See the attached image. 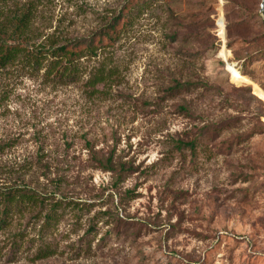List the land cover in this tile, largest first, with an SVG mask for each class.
I'll use <instances>...</instances> for the list:
<instances>
[{
    "label": "rangeland",
    "instance_id": "374dc122",
    "mask_svg": "<svg viewBox=\"0 0 264 264\" xmlns=\"http://www.w3.org/2000/svg\"><path fill=\"white\" fill-rule=\"evenodd\" d=\"M125 2L0 0V24L33 5L28 44L48 48L92 36ZM211 2L132 9L78 80L0 65V200H40L0 228V264H264V0H229V37L225 0ZM100 64L117 74L93 90ZM177 80L190 89L171 91Z\"/></svg>",
    "mask_w": 264,
    "mask_h": 264
},
{
    "label": "trees",
    "instance_id": "16d2710c",
    "mask_svg": "<svg viewBox=\"0 0 264 264\" xmlns=\"http://www.w3.org/2000/svg\"><path fill=\"white\" fill-rule=\"evenodd\" d=\"M152 0H126L125 4L118 11L115 19L104 25L92 36L75 37L66 40L61 44H51L48 48H31L27 41V31L31 21L34 6L24 8L20 14L10 16L5 23L0 24V65H7L19 62L24 65L32 66L35 70H42L46 78L56 82H68L78 80L81 68L79 60L83 57H92L99 52L105 51L113 46L122 35L128 32L131 27V10L136 8L139 11L144 9ZM214 5L216 0H211ZM229 0L223 4L224 16L226 20V29L229 37L230 28V9ZM239 24L243 18H239ZM172 38H175L173 34ZM230 46L229 42L227 43ZM230 73V72H229ZM117 74L116 66L105 67L100 64L91 72L86 84L93 90L97 84L105 85ZM192 83L189 81H175L170 90L178 91L181 89H190ZM190 149H194L193 142L187 143ZM111 157L105 160L104 168L113 170ZM122 164L119 173L126 171ZM39 200V196L32 190H21L4 192L0 200V228H6L11 223L10 215L15 210L31 208ZM40 201V200H39ZM57 205L51 206L44 214V221L40 225L38 233L43 241V236L47 234L48 229L54 223H57L61 217ZM21 238V237H20ZM40 246H50L43 241ZM52 249L44 247L36 254V258H44L52 253Z\"/></svg>",
    "mask_w": 264,
    "mask_h": 264
},
{
    "label": "bare ground",
    "instance_id": "6f19581e",
    "mask_svg": "<svg viewBox=\"0 0 264 264\" xmlns=\"http://www.w3.org/2000/svg\"><path fill=\"white\" fill-rule=\"evenodd\" d=\"M239 78H244L242 75L235 73Z\"/></svg>",
    "mask_w": 264,
    "mask_h": 264
},
{
    "label": "built area",
    "instance_id": "2783aa9c",
    "mask_svg": "<svg viewBox=\"0 0 264 264\" xmlns=\"http://www.w3.org/2000/svg\"><path fill=\"white\" fill-rule=\"evenodd\" d=\"M238 70V69H237Z\"/></svg>",
    "mask_w": 264,
    "mask_h": 264
},
{
    "label": "water",
    "instance_id": "95a60500",
    "mask_svg": "<svg viewBox=\"0 0 264 264\" xmlns=\"http://www.w3.org/2000/svg\"><path fill=\"white\" fill-rule=\"evenodd\" d=\"M227 67V66H226Z\"/></svg>",
    "mask_w": 264,
    "mask_h": 264
}]
</instances>
